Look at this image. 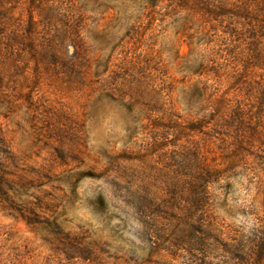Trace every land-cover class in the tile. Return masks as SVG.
Instances as JSON below:
<instances>
[{
	"label": "rangeland",
	"instance_id": "1",
	"mask_svg": "<svg viewBox=\"0 0 264 264\" xmlns=\"http://www.w3.org/2000/svg\"><path fill=\"white\" fill-rule=\"evenodd\" d=\"M40 2L0 0V264H264V0Z\"/></svg>",
	"mask_w": 264,
	"mask_h": 264
},
{
	"label": "trees",
	"instance_id": "2",
	"mask_svg": "<svg viewBox=\"0 0 264 264\" xmlns=\"http://www.w3.org/2000/svg\"><path fill=\"white\" fill-rule=\"evenodd\" d=\"M32 2H33V4H39V3H41L40 2V0H32ZM222 15H225V14H222ZM257 48V47H256ZM264 94V93H263ZM242 114H240L239 112H238V114L237 115H235V117L233 118V121L231 122L232 123V125L233 126H235V124L237 123L238 124V122H239V125H242L244 122H243V120L242 121H240L239 119H242ZM205 173H208L210 176H209V178L208 177H206V178H202V180H201V183L202 184H205V186H208V184L209 183H211V181L213 180L214 181V176H213V172L212 171H206ZM212 181V182H213ZM204 186V187H205ZM207 188V187H206Z\"/></svg>",
	"mask_w": 264,
	"mask_h": 264
}]
</instances>
